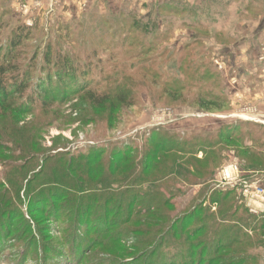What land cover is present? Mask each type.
Wrapping results in <instances>:
<instances>
[{"label": "rangeland", "instance_id": "obj_1", "mask_svg": "<svg viewBox=\"0 0 264 264\" xmlns=\"http://www.w3.org/2000/svg\"><path fill=\"white\" fill-rule=\"evenodd\" d=\"M13 1L0 0V66L10 71L9 89H28H11L14 97L0 104V264H147L155 250L154 264H264V212L254 214L242 187L219 177L238 163L242 180L264 185V7L247 14L242 6L240 23L200 13L191 26L170 1L163 24L157 0H145V14L126 12L125 0H104L106 9L77 0L71 5L80 14L53 0ZM65 60L71 71L61 82L62 68L53 65ZM90 92L127 101L91 108ZM175 145L185 148L182 169H172L167 153ZM59 153L75 159L81 173L72 202L54 199L64 187L41 177L28 187L43 158ZM192 157L210 174L185 181ZM53 164L45 168L47 181ZM42 193L48 201L36 206ZM122 194L126 209L135 204L138 222L125 220ZM80 197L97 226L114 225L107 239V230L76 223ZM152 205L158 220L146 215ZM158 223L175 225L169 237L156 233ZM138 228L143 234H132Z\"/></svg>", "mask_w": 264, "mask_h": 264}, {"label": "trees", "instance_id": "obj_2", "mask_svg": "<svg viewBox=\"0 0 264 264\" xmlns=\"http://www.w3.org/2000/svg\"><path fill=\"white\" fill-rule=\"evenodd\" d=\"M159 17V19H160V16H158ZM28 28V27H27ZM29 29V28H28ZM19 43H13V46L14 47H16L17 45H18ZM48 55L51 57V53H49L48 52ZM70 64H69V62L67 61V60H65L64 61V63H62L61 64V62H60V64H56V65H53V67L55 66V67H60V68H62V71L60 72V81L62 82L64 79H67L68 78V74H69V70L71 71V68H70V66H69ZM10 71L9 70H7V69H5V68H3V66H0V104L1 105H3V104H5V103H7V101H10L13 97H14V95L15 94H24L25 92H26V90L28 89V87H27V85H16V84H14L13 86H11V88L9 89V85H7V83H8V80L5 78L6 77V75L9 73ZM65 72H66V74H65ZM63 74H64V76H63ZM48 84H52L51 83V80H52V77H51V75H48ZM59 81V82H60ZM53 86H55L54 84H53ZM54 88V91H53V93L55 94V91L57 92V87H53ZM11 89H13L12 91H15L16 93L14 94V93H12L10 90ZM10 91V92H9ZM91 91V90H90ZM48 92V87H45V86H41L40 87V91H39V93L41 94V96L42 97H48V95L46 94ZM91 93V92H90ZM90 96H89V99H90V102H92V105H91V108H94V107H96V106H102L103 104H105L106 102H107V100H112V101H116L117 103H125L126 101H127V98H125V97H122V96H120L119 95V97H120V100H119V98L116 96V97H113V95H97V94H94V93H91V94H89ZM129 105H132V102H131V104H129ZM206 109L207 110H211V109H209V108H207L206 107ZM14 113L15 114H18V115H22L21 114V111L20 110H15L14 111ZM229 138H231L230 136H228V138H227V140L229 139ZM179 145V144H178ZM181 145V144H180ZM176 147V145L175 146H172L171 148H169V151L170 152H167L170 156H171V158H173V163H174V165H173V167H172V169L174 168V166H179V168L178 169H182V167H184V165H185V159H184V157H182V155L184 154V145L181 147V148H179L178 150H176V151H174V148ZM201 148V147H200ZM163 151H167L168 150V147H163V149H162ZM177 151H179V152H177ZM164 153V152H163ZM57 157H47L46 159L45 158H43V161H44V163H43V167H41V170L38 172V173H34L31 177V179L28 181L29 183H28V187L29 188H31L32 187V184L34 183V182H36L40 177L41 178H43V179H41L40 180V183H42V184H52V183H54L55 185H59L60 184V186H62V187H64V188H59L57 191H56V194L53 196V198L54 199H57V200H59V197H63V198H67L68 196H69V201L70 202H72L73 200H74V196H72L71 194H73L74 192L72 191L75 187H76V184H75V181L76 180H78L79 178H80V176L78 175V174H81L80 172H78L77 171V168L74 166V162H75V159H70V160H65L64 159V157L66 156V154H61V153H59L58 155H56ZM149 157V156H148ZM147 157V158H148ZM90 158H92V157H90ZM121 158H122V154L121 153H119V154H116V156L114 157V160L113 161H117L118 163H117V165H116V169H115V172H117V170L119 169V163H120V161H121ZM181 158V159H180ZM188 161L189 162H191L192 164L190 165V166H188L187 165V167H186V174H187V176L189 177V178H187V179H185V181H188V180H192V181H198V179H203L205 176H207L208 174H210V172L209 171H207V169L206 170H204L205 168L204 167H202L204 164H205V162L204 161H202V160H200V159H198V160H196L195 159V157H192V158H188ZM199 161H201V163H200V165H199ZM50 162H52V163H55V164H53L52 165V167L53 168H55L56 170H54V173H53V176L52 177H48L49 179H48V181H47V173H45V168H46V166H47V164L48 163H50ZM87 162V164L89 163V161H86ZM152 162H154V160L152 161ZM196 163L198 164V165H196ZM122 164V163H121ZM152 164V163H151ZM113 169H114V167H112ZM149 168H151L150 167V165H148L145 169H149ZM204 168V169H203ZM114 171V170H113ZM174 171V173L176 172V169H174L173 170ZM178 172V171H177ZM56 176H58L56 179H55V177ZM70 176H72V178L70 177ZM87 176H90L89 175V172H88V174H87ZM82 177V176H81ZM55 179V180H54ZM67 190V191H66ZM234 191H229V192H227V193H225V194H229V193H233ZM69 193H71V194H69ZM74 195V194H73ZM92 196H94V195H91L90 197H92ZM229 196H230V194H229ZM38 197L41 199V201H40V205H38V204H36V206H43L44 205V203H45V201H48V200H44V198H43V193L41 194V196L40 195H38ZM90 197H87V199H90ZM95 197V196H94ZM86 199V197H80L79 199H78V201H77V206H76V208L75 209H72L73 211H74V213L77 211V212H82L81 214H79L78 215V217H76L75 219H76V223H85V222H87V223H90V225H91V223L94 225V226H96V227H99L100 229H102V230H100V233H102V231H106L107 229L111 232L112 231V228H113V224H111L108 220L106 221V222H104L103 224H102V226H97L98 224H96L97 222L96 221H93L92 219H93V217H94V214L93 213H90V210H88V211H85L84 209H81V204H82V202L84 201ZM113 198H109L108 200L110 201V200H112ZM136 199V198H135ZM43 200H44V202H43ZM107 200V201H108ZM145 200H146V198H145ZM113 201V200H112ZM88 202H91V199H90V201H88ZM148 202L150 203V204H152L151 203V199H148ZM125 204V201H124V197H123V194L121 195V197H120V204L118 205V206H120V210H121V212H122V210L124 209L125 211L123 212V216H124V218H125V220H128L130 217H131V219L133 218V219H136V221L138 222L139 221V211L137 212V213H134V210H133V206L135 205H132L131 204V202H129V205H130V207L127 205V203H126V205H127V209H126V206L124 205ZM47 206H49V205H46V207ZM66 207H67V205H66ZM42 208V207H41ZM45 207H43L42 209H44ZM66 209H68L69 210V208L67 207ZM145 209H147V212H146V215L147 216H149V218H153V219H159V217H157V215H156V212H155V209L153 208V205L151 206V207H148V208H145ZM81 210H84V211H81ZM160 211V210H159ZM34 212V211H33ZM37 212L41 215V216H44V212L45 211H40V209L39 210H37ZM262 215H264V214H262ZM59 218V217H58ZM60 219V218H59ZM132 219V220H133ZM157 219V220H158ZM92 220V221H91ZM157 226V234L158 233H161L162 235H166L167 236V234L169 233H172V231L174 230V227H175V225H171L170 227H162V225L161 224H159L158 223V225H156ZM88 227H90V226H88ZM164 229V230H163ZM108 230L106 231V232H104V235H103V237L105 238V239H107L108 237H107V233H108ZM85 233H88L89 232V230L87 229V228H85ZM171 231V232H170ZM198 231V230H197ZM0 232H2V231H0ZM143 234V231H141L140 230V228H138L137 230H136V232L135 233H132V234H136V235H140V234ZM200 233V231L197 233V234H199ZM168 234V236L167 237H169L170 235ZM108 236H109V233H108ZM166 236H164V238H167ZM196 236V235H195ZM194 236V237H195ZM232 237V236H231ZM230 236L228 237V239L227 240H229L230 242L232 241V238H231ZM76 238H78L79 239V241H80V238H79V236H77ZM231 238V239H230ZM189 239L191 240L192 238H190V237H188V236H186V241L188 242L189 241ZM77 242V241H76ZM78 243V242H77ZM161 244H158L157 245V247L158 246H160ZM224 247H226V248H229V246H227V244H222ZM157 247H156V249H157ZM161 249V248H160ZM159 249V250H160ZM174 254H177V253H174ZM185 255H189L188 254V251L186 250L185 251V254H182V257L183 256H185ZM63 256H65V255H63ZM131 256V255H130ZM152 256L154 257V256H156V250L154 251V253L152 254ZM152 256H150L149 258H147L146 259V263L147 264H154V262L152 261L153 260V258H152ZM75 258H74V261L73 262H76V260H77V258H78V255L77 256H74ZM143 258V257H142ZM144 259V258H143ZM134 261V260H133ZM166 263V262H165ZM219 264V263H217V262H213V261H209V262H205V261H200V264ZM171 264H173V263H171ZM231 264H237V263H231Z\"/></svg>", "mask_w": 264, "mask_h": 264}, {"label": "crops", "instance_id": "obj_3", "mask_svg": "<svg viewBox=\"0 0 264 264\" xmlns=\"http://www.w3.org/2000/svg\"><path fill=\"white\" fill-rule=\"evenodd\" d=\"M91 5H93V8L97 7L99 9H102L101 7H107V2L104 0H91ZM166 1H170L169 3L174 7L177 8L178 12H184L187 16L191 18V26L195 25V23L200 22L201 19H209V17L219 18L222 19L221 21L229 20L230 22H244L245 17L242 15V9L247 14L249 11H255L258 10L260 7H264V0H157V3L155 5V12L158 13L160 16V20L163 22V14H164V7L168 5L165 4ZM14 3L16 2V5H31L32 0H14ZM244 2H247L249 4H243ZM145 0H125L126 4V12H130L132 10H135V12H143L145 14L147 10H145ZM220 6V8L217 9V6ZM24 6V7H25ZM92 8V9H93ZM200 8V9H199ZM28 10L32 12H36L37 10H34V8ZM128 9V10H127ZM27 10V12H28ZM79 6L78 5H71L67 11H76V13L80 14ZM25 12V10L23 9ZM201 13V19L197 18L196 15H200ZM70 14V13H68ZM240 14V15H239ZM23 16V15H22ZM26 16V14H25ZM30 16H35L33 13L30 14ZM24 18V16L22 17ZM249 22H251L250 18H247ZM217 21V19H215ZM213 23V22H212ZM199 24V23H198ZM225 24V23H224Z\"/></svg>", "mask_w": 264, "mask_h": 264}, {"label": "built area", "instance_id": "obj_4", "mask_svg": "<svg viewBox=\"0 0 264 264\" xmlns=\"http://www.w3.org/2000/svg\"><path fill=\"white\" fill-rule=\"evenodd\" d=\"M56 6L66 9L72 3L77 0H53ZM57 2V3H56ZM89 5L85 4V8ZM83 10V7H82ZM240 166L238 163L233 164L229 167V170L223 171L220 174V183L236 189L237 186L242 187L241 196L246 202H249L250 209L254 214L264 212V185L257 182H251L249 180H242L240 177Z\"/></svg>", "mask_w": 264, "mask_h": 264}]
</instances>
